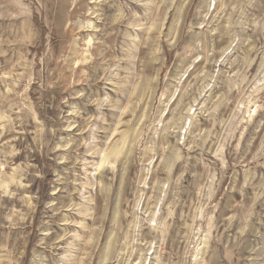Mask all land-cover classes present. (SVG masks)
<instances>
[{"label": "rangeland", "instance_id": "374dc122", "mask_svg": "<svg viewBox=\"0 0 264 264\" xmlns=\"http://www.w3.org/2000/svg\"><path fill=\"white\" fill-rule=\"evenodd\" d=\"M0 264H264V0H0Z\"/></svg>", "mask_w": 264, "mask_h": 264}]
</instances>
